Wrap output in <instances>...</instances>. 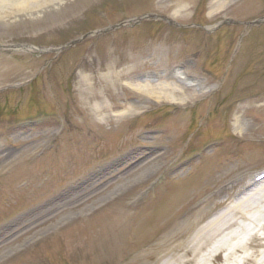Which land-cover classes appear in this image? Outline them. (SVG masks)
Returning <instances> with one entry per match:
<instances>
[{
    "label": "rangeland",
    "instance_id": "374dc122",
    "mask_svg": "<svg viewBox=\"0 0 264 264\" xmlns=\"http://www.w3.org/2000/svg\"><path fill=\"white\" fill-rule=\"evenodd\" d=\"M109 68L186 70L199 96L155 99ZM85 73L130 112L99 120ZM259 98L264 0H63L0 21V264L190 259L199 229L264 170ZM249 251L257 264L264 239Z\"/></svg>",
    "mask_w": 264,
    "mask_h": 264
},
{
    "label": "bare ground",
    "instance_id": "6f19581e",
    "mask_svg": "<svg viewBox=\"0 0 264 264\" xmlns=\"http://www.w3.org/2000/svg\"><path fill=\"white\" fill-rule=\"evenodd\" d=\"M61 1L63 0H0V21H4L14 14L34 12L39 8L49 6L51 3L55 4ZM130 74V69L116 71L114 68H109L102 77L106 80L107 77L111 76L113 83L122 80L123 89L127 86L140 94L159 100H168L169 97L178 95V99L185 101L199 96L198 93L189 90V87L195 84H190L191 81L188 80L189 75L186 70H181L178 73L179 76L173 75L174 78L171 80H153L150 78L136 80L131 78ZM81 78L86 85L87 93H90L88 99L95 102L92 109L100 118L99 120L108 116H122L130 112V107H120L114 101L111 102L110 107L106 105L111 87H105V95L99 94L98 85L91 81L92 76L90 74L85 73L81 75ZM252 101L262 103L257 106L264 105L263 98ZM235 125L237 130H243L240 115H236ZM196 234L190 242V251L194 256L190 259L172 260L165 264H211L220 253L224 254L225 264H227L238 252L243 253V264L251 260L253 254L249 251L251 240L256 236L264 239V177L259 181L252 180L243 186L241 192L234 196L231 203L212 216ZM236 234L253 235L249 236V240H246L245 235L240 237ZM209 243H211L210 246ZM255 262L264 264V252L258 256Z\"/></svg>",
    "mask_w": 264,
    "mask_h": 264
}]
</instances>
